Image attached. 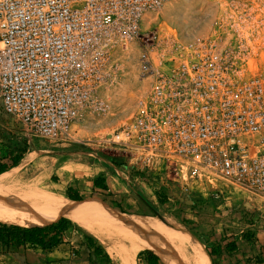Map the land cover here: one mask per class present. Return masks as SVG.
I'll use <instances>...</instances> for the list:
<instances>
[{
	"label": "built area",
	"instance_id": "obj_1",
	"mask_svg": "<svg viewBox=\"0 0 264 264\" xmlns=\"http://www.w3.org/2000/svg\"><path fill=\"white\" fill-rule=\"evenodd\" d=\"M166 1L0 0V105L35 138L69 139L109 78L110 48L143 41L148 90L113 143L147 167L174 158L177 170L189 165L264 198V73L249 74L212 41L179 42L173 63L157 66L158 32L140 28ZM0 245V264H13L2 258L12 246ZM62 264L97 263L74 253Z\"/></svg>",
	"mask_w": 264,
	"mask_h": 264
},
{
	"label": "rangeland",
	"instance_id": "obj_2",
	"mask_svg": "<svg viewBox=\"0 0 264 264\" xmlns=\"http://www.w3.org/2000/svg\"><path fill=\"white\" fill-rule=\"evenodd\" d=\"M140 31L150 36L158 32L159 44L150 48L157 66L173 63L179 42L212 41L249 74L264 73V0H167L157 12L143 17ZM144 48L143 41H134L127 49L119 45L110 48L109 78L97 89L92 105L75 119L69 139L35 138L0 105V159L26 151L23 159L31 155L33 160L19 183L42 180L46 186H62L64 191L77 186L89 208L100 205L118 219L140 218L155 225L176 263L201 251L210 253L212 237L230 238L236 233L255 238L264 230L263 197L201 169L192 175L189 165L177 170L174 158H158L147 167L135 159L133 149L113 143L131 123L148 90L138 69ZM102 177L111 188L119 181L127 191L115 199L113 194L92 191L95 180ZM67 220L70 229L61 238L64 244L78 253L89 243L101 249V253L93 251V262L117 263L96 237ZM121 240L117 250L130 260L132 243ZM8 252H3L4 262L19 260L18 250ZM140 253L136 264H147L139 260Z\"/></svg>",
	"mask_w": 264,
	"mask_h": 264
},
{
	"label": "bare ground",
	"instance_id": "obj_3",
	"mask_svg": "<svg viewBox=\"0 0 264 264\" xmlns=\"http://www.w3.org/2000/svg\"><path fill=\"white\" fill-rule=\"evenodd\" d=\"M32 160L33 156L28 155L19 166L0 175V220L38 222L57 216L67 218L96 237L118 264H136L137 255L144 250L158 253L166 264L209 263L206 251L195 253L186 262L176 263L172 254H169L161 229L146 220L128 217L118 219L112 210L99 206L93 210L92 206L88 207L89 203L69 199L62 186H46L42 180L32 184L19 183L24 169ZM121 239H128L129 244L132 243L130 260L121 256L119 252L122 250H117Z\"/></svg>",
	"mask_w": 264,
	"mask_h": 264
},
{
	"label": "crops",
	"instance_id": "obj_4",
	"mask_svg": "<svg viewBox=\"0 0 264 264\" xmlns=\"http://www.w3.org/2000/svg\"><path fill=\"white\" fill-rule=\"evenodd\" d=\"M96 180L94 182V187L92 188V191L95 190L96 192H100L102 195L113 194V196L111 197L113 199H115L114 197L123 194L124 192L127 191L124 185L121 184L119 181H115L116 182L115 185L111 188L108 181H103V182L100 181L98 185L96 183ZM69 189H71L70 191L71 195H78L80 198H82L81 197L82 192L79 190L77 186H68L66 188L65 191L67 195L66 194L65 195L67 197H68ZM75 202H79V201H75ZM89 202L99 205L95 201H89ZM53 218L55 219L48 225L54 224L55 226H57L58 224H62L60 222L64 217L57 216L48 219H53ZM56 218H59V220L56 221ZM69 229L70 227L67 229V231ZM66 232L62 234L61 238L64 236ZM52 234H50L49 237ZM64 241H65L64 239L61 240L60 243L53 248H48L43 245L37 243H31V242H25L24 244L15 247L10 245L8 247L12 246V250L15 249L16 251L18 250L20 252L18 255L19 260L16 262L12 261L11 263L62 264L65 263L69 258H71V256L74 253L78 255L81 261H85V262L92 261V258L94 257L93 251H96L95 247L91 246L88 243L85 246H82L80 251L77 253L75 251L76 249H73L70 245L64 244L63 243ZM209 241H210L209 245L212 247V249H210V253L206 251L209 254L208 264H264V230H262L259 233H256L255 238H253L250 234L244 236L234 233L230 238H226V237L222 238L216 236L209 239ZM37 253L39 255H35ZM154 253L157 256L161 257V255H159L158 253L156 252ZM141 258L142 259L140 260L146 261L148 264L149 257L147 254H142ZM162 261L164 262V264H166L163 258Z\"/></svg>",
	"mask_w": 264,
	"mask_h": 264
},
{
	"label": "trees",
	"instance_id": "obj_5",
	"mask_svg": "<svg viewBox=\"0 0 264 264\" xmlns=\"http://www.w3.org/2000/svg\"><path fill=\"white\" fill-rule=\"evenodd\" d=\"M26 151H20L19 153H11L8 159H0V175L13 169L14 167L19 166L21 161L23 160V155ZM100 181H105L104 178H98L96 183L99 185ZM106 188V187H105ZM71 189L68 191V197L73 201L83 202L82 198L78 195H71ZM53 219H44L38 222H14V221H2L0 223V244L4 246H19L24 244L25 242L37 243L43 245L48 248H53L60 243L61 236L67 229L70 227V222L67 219L62 218V224H58L55 226L54 224H50ZM59 218H56L58 221ZM8 224V225H6ZM16 224V225H15ZM14 225V226H11ZM18 225V226H17ZM48 225V226H45ZM45 226V227H43ZM53 233V234H52ZM52 234L50 237L49 235ZM49 237V238H48ZM96 252L101 253V249L98 247ZM97 253V254H98ZM142 254H147L148 264H160V258L151 250H146L140 253L139 258H141ZM140 260V259H139ZM164 263V262H163Z\"/></svg>",
	"mask_w": 264,
	"mask_h": 264
}]
</instances>
